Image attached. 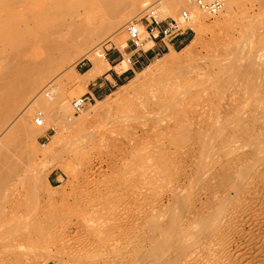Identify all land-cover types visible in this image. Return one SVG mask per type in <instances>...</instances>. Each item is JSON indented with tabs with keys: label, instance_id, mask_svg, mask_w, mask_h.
I'll use <instances>...</instances> for the list:
<instances>
[{
	"label": "bare ground",
	"instance_id": "bare-ground-1",
	"mask_svg": "<svg viewBox=\"0 0 264 264\" xmlns=\"http://www.w3.org/2000/svg\"><path fill=\"white\" fill-rule=\"evenodd\" d=\"M12 4L13 11L0 13V264H16L41 237L34 227L39 216L21 206L20 196L35 191L36 179H30L31 172L29 176L35 148L24 152L40 126L32 124L31 113L39 109L53 121L59 116L56 98H44L42 88L53 92L52 83L66 63L81 58L90 63L83 73L87 79L101 72L104 62L88 36L122 26L142 8L150 6L154 17H172L186 8L190 30L192 18L203 16L187 0ZM233 6L236 0H224L220 10L225 15ZM214 43L187 67L163 71L168 61H157L153 70L158 75L147 77L122 113L111 118L120 132L96 144L92 158L115 151L117 163L130 168L129 173L116 184L113 175L111 185L98 187L92 199L91 193L90 203H81L83 217L78 215L76 223L55 228L58 249L73 252L78 261H86L83 264H260L264 206L253 208L252 202L263 204L264 199V18L243 17ZM69 49V61L58 56ZM139 80L135 76L128 85L142 83ZM65 122L72 124L69 117ZM188 140L197 147L195 152L189 145L181 149ZM109 146L115 148L113 153ZM168 146L179 148V162L186 159L188 165L163 173L158 162L167 156ZM186 181L191 185L183 186ZM242 222L249 229H262L242 236ZM236 236H242L244 246L234 249Z\"/></svg>",
	"mask_w": 264,
	"mask_h": 264
},
{
	"label": "rangeland",
	"instance_id": "rangeland-1",
	"mask_svg": "<svg viewBox=\"0 0 264 264\" xmlns=\"http://www.w3.org/2000/svg\"><path fill=\"white\" fill-rule=\"evenodd\" d=\"M0 1L3 2V4L0 2L1 14L6 12V10L13 11L15 5L12 4V2L15 0ZM176 13L177 12H175V14ZM175 14L172 17H174ZM132 16L133 14L130 16V19L133 18ZM243 17L244 19H255L257 17L258 20H263L264 0H236V6L231 7V9L228 10L225 15L222 10H220L215 16L197 15V18H192V28L191 31L187 33V35L183 34L181 36L173 37L175 39L173 41V38L170 39L169 42L172 43L171 45H167L166 49H162L156 55L145 59L138 66L133 67L132 71L123 80L112 86L108 91L91 96V99H88L83 104L82 108L76 114L72 115L70 114L68 101L81 93H85V88L81 86L84 84L81 81V78L78 76H73L74 73L79 74L74 69L75 63L72 65L66 63L67 66H64L65 70L60 75V78L52 83L53 86H51V88L53 87V92H49L51 99L56 98L54 110L57 112V114H59L58 120L53 121L49 116L42 115L43 121H41L40 126H35L37 131L34 133V135L28 138L26 142L27 146L24 149V152H26L29 151V148H35L34 152L29 151L32 153L30 154L32 164L30 167L31 171H29V176L31 172L32 175L30 176V179L34 176L36 182L34 181L35 187L33 190L35 191L34 193L32 192L33 194L21 192V206L26 210L29 209L28 212L32 211L37 216H39L37 219H35L37 220L38 224H36L38 226L35 224L34 227L36 230H39L38 232L41 234V237H39L40 234H38V242L35 241L37 242L33 244L35 246H30L35 248L31 250L32 248L29 247L30 251H32L30 254H28V248L25 249L27 250V256L19 260L16 264H83L86 262L85 260H82L83 262L79 260V262L76 256H74L75 254L72 252V254H74L72 256L69 250L68 252L70 254L67 252V250H62L61 248L58 249V247H56L54 244V240L57 239L55 238L56 234L54 232L57 231L55 228H59L60 230V227H65L71 223H76L75 221L79 217V219H81L83 217V215L81 217V211L83 212L85 206L90 203L93 197H95L98 187L100 188L104 184L106 186L107 184L111 185V182H108L112 180L113 175L114 182L112 181V184H116L118 180L129 173L130 168L129 170L124 168V170L121 168L120 164L117 163L118 161L115 159L117 158V153L114 151V147L109 146L107 148L108 150H111L112 153L114 151L113 154H111L110 151L108 152L106 149V157L103 156V154H97L95 158H92L93 155L97 153V148H95L96 144H99L104 139L113 138L120 132L119 123L113 122L111 118H115L117 115L122 113V106L125 104L127 99H130V96L132 98V96L135 95L137 92V87L139 88L143 86L146 81L148 82L150 79L155 78L158 75V71L155 73V69L153 70V67L157 61H161L162 59L163 61L164 59L168 61L167 64L170 66L163 68V71L170 70L176 66L180 67L182 65L181 67H187L192 65L193 61L196 62V60L198 61L201 59L202 55L205 54L208 49L214 46V42L216 40L223 38L224 32H229L231 30L233 31L236 23ZM88 38L89 44L96 48V50L94 48V51H98V54L101 48L104 49L112 46L114 48L120 49V46L118 45H121L122 43L125 44V36L120 24L114 26L113 28L105 29L102 32H94L93 34L89 35ZM75 40L77 41L78 38H75ZM147 44L143 45V47ZM122 47L125 48L123 45ZM72 53V49H69L66 50L62 56H58L62 57L66 61H69ZM122 58H124V56ZM80 60L87 61L84 58H81ZM123 65L125 66L124 68L122 67ZM119 67L120 70H123L128 66L122 61ZM153 72L155 73V77L150 78L149 76L154 75ZM160 72H162V69L159 71V73ZM135 76L139 77V81H142V83L130 85V88L128 85L130 84V79ZM48 78L49 77H46L44 82H46ZM48 84H51V81L49 83L47 82L46 85ZM98 106H103L104 109L101 111H95L96 107ZM67 117H69V121H72L71 125H65V123H67L65 122V118ZM87 134H89L88 139L84 138V136H87ZM191 141L192 140L186 141L181 149L184 150L186 146L189 145V147H193L191 150L195 152L197 147L194 146ZM166 148L167 156L158 162L163 173H168V171L173 170L174 167L179 168L180 166L188 165L186 159L183 162H179L180 160L178 156L181 151L179 148L177 149L173 146H168ZM193 154L194 153H192V155ZM170 155L174 158H171ZM168 157L170 158L167 159ZM103 161L104 163H102ZM123 162L124 161L121 160L120 163ZM174 162L179 163L175 164ZM179 164L180 166H178ZM126 170H128V172H126ZM109 178H111V180L108 181ZM186 182L183 184V186L185 185L188 187L191 185L190 182ZM98 183L100 184L99 186H97ZM94 184L97 186V188ZM93 187L96 189L93 190ZM230 194L231 192H229V196ZM90 195L92 196L89 200ZM262 197L264 198V195H262ZM86 200L87 202H85ZM263 200L264 199L261 201L263 204H259L255 201L254 204V202H252L253 208H255L257 205H261V207L264 206ZM81 203L87 204H84V206L81 205ZM107 205L108 202L104 204V207H107ZM249 205L251 206V204ZM263 208L264 207L260 209ZM261 225L263 227V224ZM261 225H258V228H261ZM255 227L256 229L254 230L252 228L249 229L247 223L242 222L239 228L243 233L240 231V234L244 236L247 234L248 230L253 232L256 230V232H259L262 229L261 228L258 230L257 226ZM263 231L264 230H262V232L260 231V237H264ZM245 232L246 234H244ZM242 236H236V239L239 237L237 240L234 238V249L236 245L240 247L244 246V240L241 238ZM238 242H241V245H239ZM232 250V246H230V251ZM263 250L264 248L262 250L258 249L259 253H257L261 255L260 264H264ZM260 251L263 253L261 254Z\"/></svg>",
	"mask_w": 264,
	"mask_h": 264
},
{
	"label": "built area",
	"instance_id": "built-area-1",
	"mask_svg": "<svg viewBox=\"0 0 264 264\" xmlns=\"http://www.w3.org/2000/svg\"><path fill=\"white\" fill-rule=\"evenodd\" d=\"M223 2L224 0H187L189 6L205 16H211L218 12ZM188 20L189 13L186 8H180L175 17H154L153 9L150 6L142 8L136 17L125 21L122 25L125 36V49L130 54H134L137 51L148 49L155 40L159 41L163 49H166L167 45H171L169 42L170 39L183 34L187 35L191 31L189 25H187ZM145 44L147 45L143 47ZM102 50L101 48V52ZM123 56L125 63L129 66L130 55H119L117 62ZM40 92L44 98L49 100L50 94L46 89H42ZM88 99L91 98L84 93L71 98L68 101L70 114H76ZM30 120L33 125H40L42 120L41 111L34 109L31 113Z\"/></svg>",
	"mask_w": 264,
	"mask_h": 264
},
{
	"label": "crops",
	"instance_id": "crops-1",
	"mask_svg": "<svg viewBox=\"0 0 264 264\" xmlns=\"http://www.w3.org/2000/svg\"><path fill=\"white\" fill-rule=\"evenodd\" d=\"M173 40L175 39L173 38L172 41ZM119 46L120 49L114 48L112 46L104 48L102 50L103 56L100 50L99 55L104 62L105 68L101 72L92 76L91 79H87L83 75L85 70L89 69L90 63L84 60H78L77 62H75L74 69L79 74H74L79 76L82 82H85H83L84 85L81 86L85 88L84 94H86L88 97L108 91L112 86L116 85L118 82L123 80L132 71L133 67L138 66L145 59L156 55L163 49L159 41L156 40L151 43V46L148 49L143 51H137L134 54H130L127 49H125L121 45ZM122 54L130 55V64L125 69L118 71L120 62L117 63V61L119 59V55L121 56Z\"/></svg>",
	"mask_w": 264,
	"mask_h": 264
}]
</instances>
